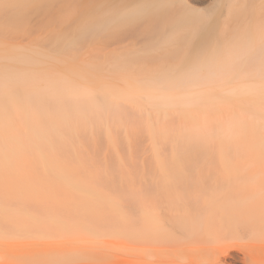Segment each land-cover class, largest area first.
<instances>
[{"label":"bare ground","instance_id":"obj_1","mask_svg":"<svg viewBox=\"0 0 264 264\" xmlns=\"http://www.w3.org/2000/svg\"><path fill=\"white\" fill-rule=\"evenodd\" d=\"M57 1L44 0L43 6L30 14L49 10ZM80 1L83 11L96 2ZM195 7L205 9L197 4ZM30 14L15 6L0 11V32H16L19 20ZM179 17V10L165 11L151 32L133 29L89 42L98 46V61L92 65L110 67L120 60H141L144 48L163 31L164 22ZM73 34L62 40L65 44L60 43L59 50L69 47ZM206 39L201 36L196 44ZM128 40L131 42L126 46L120 45ZM21 48L8 61L0 56V68L7 63L35 86L44 101L28 102L17 97L8 103L7 117L12 125L9 156L0 158V169L9 171L12 180L37 178L32 173H20L32 158L42 164L45 175L53 174L54 179L61 180L73 205L54 187L55 193L49 197L61 206L59 215L30 220L35 230H29L24 213L43 209L30 201L28 195L33 192L18 189V201L11 200L15 206L7 214L0 213L4 221V227H0V264L65 259H81L88 264H264L260 202L264 176L235 174L239 164L225 159L220 147L212 145V138L222 133L218 115L228 106L241 104L245 112L260 118L255 96L231 94L229 90L223 99L207 98L198 106L174 102L182 106L156 111L135 103V93L130 90L117 99L97 96L96 81L77 80L70 75L75 61L67 64L65 72L52 73L42 67L58 61L57 55ZM121 104L123 107H119ZM204 117L214 122L208 132L204 129L207 134L193 123ZM191 122L193 125H188ZM259 123L264 126L261 120ZM233 138L226 141L231 143ZM231 152L234 156L235 151ZM66 160L68 169L57 166ZM92 173L93 177L87 176ZM113 192L119 195L110 198ZM129 207L139 209L136 217L130 216ZM193 223L196 227L188 231ZM95 225L103 230L118 226L119 230L96 231Z\"/></svg>","mask_w":264,"mask_h":264},{"label":"snow or ice","instance_id":"obj_2","mask_svg":"<svg viewBox=\"0 0 264 264\" xmlns=\"http://www.w3.org/2000/svg\"><path fill=\"white\" fill-rule=\"evenodd\" d=\"M43 3L44 0H0V11L15 6L30 14ZM173 9L179 10L180 17L164 22L163 31L144 48L141 60H120L110 67L77 63L70 75L77 80L96 81L97 96L117 99L125 90H130L135 93V103L156 111L182 106L174 102L187 101L198 106L207 98L223 99L229 90L231 94H251L258 99L259 116L264 124V0L259 3L212 0L205 9L195 7V0H96L87 11L75 9L71 17L68 14L59 17L60 22L71 19L74 24L66 55L71 58L72 51L89 42H100L133 29L151 32L160 23V14ZM30 26V19L23 17L16 32ZM201 36L207 39L197 45ZM14 39L8 30L0 32V56L5 61L22 50L12 46ZM17 97L28 102L44 101L29 80L14 73L5 63L0 69V158L4 159L9 156L12 127L7 117L8 103ZM10 184V172L0 169V213L7 214L15 206L9 195ZM88 192L91 194L90 189ZM118 195L110 193V198ZM260 202L264 216V182L260 187ZM127 211L136 217L139 209L129 207ZM195 227L193 223L187 230ZM19 264L88 262L28 260Z\"/></svg>","mask_w":264,"mask_h":264},{"label":"rangeland","instance_id":"obj_3","mask_svg":"<svg viewBox=\"0 0 264 264\" xmlns=\"http://www.w3.org/2000/svg\"><path fill=\"white\" fill-rule=\"evenodd\" d=\"M211 3H212V0H195V4H197L198 6H201L203 8L209 7V5ZM53 5L54 6H52L49 10L34 13L33 15L30 14L28 16V18L30 19L31 26L26 28L22 32L12 33L13 36L15 37L14 41L12 42V46L15 48H18V49H22L21 47H23L24 49H34V50L42 51V52L48 51L55 56L57 55L58 61H56V60L52 61V63H50V64L46 63L45 66L42 67L43 70L50 71L52 73L57 72V71L65 72V70L67 68V64L73 63L74 61L76 62L75 64H77V63H79V64H86V63L87 64H95V63H97L98 54H96V53H98L97 52L98 46L96 43H87L83 47L78 48V50L72 51L71 58H69L66 55V53L68 51V47H65L66 48L65 50H59V45H61L60 43H62L63 46L65 44V42H62V40L70 37L71 33L74 31V24L72 23L71 19L64 21V22H60L59 17L61 16V14H68L69 17H71V15L73 14L75 9H79L80 11L83 12V10L85 8H84L83 4H81V1L80 0H59V1L55 2ZM0 42L2 43V41H0ZM130 42H131V40H128L126 43H122L120 45L126 46ZM35 45H37L38 47H35ZM93 49H94V52L92 53L91 51H93ZM88 53H92V55L88 54ZM86 55H87V57H86ZM2 68L3 67H1L0 69H2ZM238 105H239V107H238ZM242 107H243V105H241V104H236L234 106H228L227 107L228 109L227 108L224 109L225 112H221V114L218 115L219 121H217V122H218V124L222 130V133L220 136L215 135L214 138H212V140L214 141V143L212 142L213 143L212 145H214V147H215V145L220 147V151H222L223 155H225V157H224L225 159H229V161H233V163L237 162L236 163L237 166L239 164V167H237L235 169V172L237 171L238 173H235V174L246 175V177H249V176H252L255 174H261L262 176H264V134H263L264 133V126L259 123L260 118L256 117V115H254V114H252V115L248 114L247 112L244 111V109ZM238 111H240V113ZM245 114H246V116H245ZM224 115L229 116V117L228 118L226 117L227 118L226 119L225 117H223ZM220 118L221 119L223 118L222 121H220L221 120ZM243 118H244V120H243ZM236 119L241 120V122H240V120L237 121V123L241 127L235 123ZM200 120L201 119H196V121L193 120L194 125L201 127V130L203 132H205L206 130H207L206 132H208V130L210 129V127L213 125L214 122L211 124V122L208 119L206 120L205 117L203 119L204 121L201 120L203 122H200ZM233 120H234V122H233ZM193 123L191 122V124H188V125L192 126ZM202 123H204V124H202ZM225 124H226V126L228 125V127H226L227 129H225L223 126ZM230 124L233 125L232 126L233 128H231ZM202 125H204L203 128H202ZM205 125H206V128H205ZM236 125H238L240 127V128L238 127L239 131H238V129H236L237 128ZM191 126H190V129H193V127L191 128ZM229 127L231 129H228ZM204 129H205V131H204ZM224 130L226 132L228 130V132L226 133ZM231 130H232V132H231ZM233 131H234V133H233ZM235 131H236V133H235ZM206 132H205V134H207ZM229 133L230 134L232 133V134L229 135V137H228ZM238 133H239V135H238ZM234 134H235V136H234ZM236 135H238V136H236ZM235 137H236L237 141L235 140ZM227 138L228 139L233 138L231 140V143H230V140L226 141ZM234 140L236 141L237 144L232 142ZM218 143H220V145H218ZM221 144H222V146H221ZM232 146H234V147H232ZM71 147H73V145H71ZM226 147L230 148L229 150H231V151H235L234 156H233V152L228 151ZM221 148H222V150H221ZM234 148H236V150ZM176 149H177V147L175 148V150ZM227 151H228V153L231 152L229 154L231 158L229 157ZM236 152H238L237 155H236ZM30 161L31 162L25 168V171H20V173L22 176H26L27 174L32 173V174L36 175L37 178H32V177L26 178L25 177L22 179H20V178L15 179V180L11 179L10 199L11 200L14 199L13 201L17 200L16 199L18 197L17 191L20 188H28L29 192L34 193V194L30 193L28 195V197L30 198L31 202L34 201V203L41 206L43 211L42 212H36V211H33L32 209H30V210L27 209L28 211H26L24 213L25 217H23V218L26 219V222H28V221L30 222V223H26L27 229L35 230V228H33V226L31 225L32 224L31 221L33 219L42 218L44 220H47V219H52L54 217L56 218L59 215V210H60L61 206L58 205L57 200L54 201L53 198L49 197V196L54 195L53 194V193H55L54 187H56L57 189H60L61 192L65 194L64 199L68 204L73 205V203H71L72 201H71L70 196L68 195V191H67L66 187L64 185H62L61 180H59L57 178L54 179V177L52 176L53 174L52 175L51 174L45 175L44 171H42V169H41V166H42L41 163L35 162L32 158H30ZM67 162H68L67 160L64 162L62 161L61 162L62 164L58 163L59 165L57 164V166L59 168H67L68 169V163ZM256 163H257V165L259 164L258 165L259 167H254ZM250 167H251V169H249ZM256 168L258 170H256ZM239 170H241V171H239ZM233 174L234 173H231V175H233ZM92 175H93V173L89 174L87 176L93 177ZM232 179H236V178L233 177ZM25 183H26V185H25ZM234 183H238V181L235 180ZM245 185H250V184L245 183ZM34 196H35V198H34ZM19 208L20 207H17L18 210H21V208L20 209ZM71 210H73V209H71ZM26 214H28V215H26ZM82 216L87 218V216H85L83 214H82ZM1 219L2 218L0 217V227L2 225H3L2 227H4V221ZM89 222L90 221H88L87 223H89ZM95 230L96 231H107L108 230L111 233H116V232H118L119 227L112 225V227L103 230L102 226L95 225ZM49 232L53 233L54 231L49 230Z\"/></svg>","mask_w":264,"mask_h":264}]
</instances>
